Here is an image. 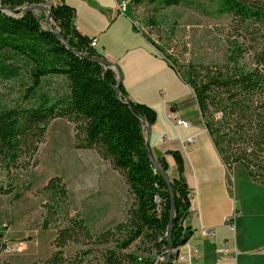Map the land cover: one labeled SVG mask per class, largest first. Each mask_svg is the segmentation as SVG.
Instances as JSON below:
<instances>
[{"label": "trees", "instance_id": "trees-1", "mask_svg": "<svg viewBox=\"0 0 264 264\" xmlns=\"http://www.w3.org/2000/svg\"><path fill=\"white\" fill-rule=\"evenodd\" d=\"M135 1L171 7L187 0ZM47 4L46 0H0V85H21L15 103H3L0 97V169L12 180L16 171L37 166L48 126L64 118L73 124L76 148L93 149L109 161L133 201L124 221L95 233L83 217L71 214L73 194L63 178H49L39 190L46 199L44 226L54 223L57 232L55 250L44 264H156L158 257L167 258L169 253L171 221L173 253L166 264H176L181 247L195 232L187 222L192 189L185 178L184 157L180 150L167 151L176 161L173 175L166 157L155 156L150 144L155 162L169 177L156 168L146 147L142 117L153 125L157 110L146 102L128 101L123 81L117 94L118 73L92 47L94 36L77 28L74 6L64 0L51 5L50 29L43 24L47 12L38 15L30 8ZM219 11L238 20L245 30L242 39L231 40L226 64H191L181 77L193 90L203 126L228 170L233 173L240 164L254 181L264 184V0H222ZM258 24L259 32L250 29ZM53 75L67 79L66 97L40 92L44 78ZM10 182L6 193L15 190ZM135 242L146 255L124 252ZM73 243L90 248L67 257L64 250ZM94 246L103 247L97 260L89 259Z\"/></svg>", "mask_w": 264, "mask_h": 264}, {"label": "rangeland", "instance_id": "rangeland-1", "mask_svg": "<svg viewBox=\"0 0 264 264\" xmlns=\"http://www.w3.org/2000/svg\"><path fill=\"white\" fill-rule=\"evenodd\" d=\"M73 1L78 2L81 18L89 25L95 20L90 17L95 14V8L100 14L108 16L113 7L111 0ZM85 2L90 6H84ZM221 2L222 0H187L171 7H165L159 2H136L135 8L132 9L133 4H130L125 14L120 15L101 38L99 50L107 52L111 58H117L116 72L131 89L139 90L145 95L143 100L152 105L158 111L160 121H165L169 126L170 137L185 138L187 133L196 132L201 127L199 125H203L196 96L181 74L191 64H226L231 40L242 39L241 35L245 30L233 15L219 11ZM42 12L46 13L43 8L36 9L38 15ZM43 24L46 25V20ZM251 26L250 29L257 32L262 27L259 28V24ZM98 27L100 26L95 22L91 29L95 32ZM144 33L163 49V53L150 44ZM122 54H125V58ZM165 56H170L175 65ZM19 86V82L2 83V102L15 103L21 95ZM42 91L55 97H66L67 79L62 75L48 76L43 80L40 92ZM164 100L176 108L174 109L182 119L191 123L190 129L172 125L165 119ZM146 128L147 125L145 133ZM177 142L181 145L180 140ZM196 142H205L201 156L206 158V163L211 167L215 164L216 171H219L217 165L220 163V156L209 135H196ZM191 144L185 142L187 149L184 147L183 152L187 160L198 169V157L192 152ZM38 155L37 166L16 171L12 180L5 170L0 169V261L8 264H44L55 250L52 243L57 225L53 223L48 227L44 226L46 199L39 192L53 176H61L73 194L71 214L83 217L95 233L124 221L132 205L133 197L123 177L108 161L101 162L94 150L76 148L73 125L66 119L52 120ZM241 168L243 169L242 165L238 164L233 172ZM10 181H13L15 190L6 193L5 189L10 186ZM88 248L90 245L73 243L64 251L67 257H73L82 249ZM94 248L89 259L97 260L102 257L103 247ZM124 252L146 255L141 252L139 242L133 243Z\"/></svg>", "mask_w": 264, "mask_h": 264}, {"label": "crops", "instance_id": "crops-1", "mask_svg": "<svg viewBox=\"0 0 264 264\" xmlns=\"http://www.w3.org/2000/svg\"><path fill=\"white\" fill-rule=\"evenodd\" d=\"M46 1L49 6L61 4L63 2V0ZM64 1L71 6L77 7H75L77 10V18L75 21L77 28L82 34L94 36L99 39V44L95 48L102 53L108 61L114 64L113 69L116 70L115 64L117 58L114 56V58H111L107 52L99 50V45L101 38L104 37L105 31L114 24L120 15H122L117 11V5L122 0H111L113 7L111 14L108 16L100 14L95 8V14L90 16L95 18L91 25L85 23L84 18H81L78 2L73 0ZM134 2L131 3V5L133 4L132 9H134L136 5V2ZM86 4L90 6L87 2L84 3V6ZM95 22L100 27L102 26V28L98 27L94 32L91 27L95 25ZM122 57L125 58V54H122ZM119 77L120 75L118 74V78ZM121 79L123 81L122 76ZM123 83L128 92L126 98L128 101L146 102V100H143V97H145L143 93L139 90L131 89L125 80ZM171 107L173 109L175 108L172 104ZM199 126L201 127L198 131L187 133L185 138L170 137V128L165 124V121H160L158 113L157 122L151 126L150 130L152 152L155 156L164 155L166 157L173 175L176 174V161L173 155L167 153V151H181L185 163V178L192 191H195L198 195L195 199L198 210L187 219V222L195 229L194 234L189 240V244L193 248H197L198 252L193 254L191 260H175V263L264 264V184L254 181L248 176L244 168L231 173L221 157L220 163L217 165L219 171H216L215 164H213L212 167L207 164L206 158L201 156V149L205 142L198 144L196 142V135L201 136L208 133L203 125ZM191 127L185 128L190 129ZM163 131L168 134V140L165 143L160 141ZM192 138H194V141H191ZM153 139L154 144H152ZM178 140H180L183 147L179 145L177 142ZM185 142L192 143L190 145L191 150L195 156L198 157V169L195 167L194 163L187 160L183 152L184 147L187 149ZM96 154L98 153L96 152ZM99 158L101 162L105 161L101 157ZM108 163L110 164L109 161ZM228 217L234 218L235 230L227 224ZM206 230H212L213 234L210 236L206 235ZM227 239L231 240V243L229 245V253L224 254L220 249ZM180 252H187V248L181 247Z\"/></svg>", "mask_w": 264, "mask_h": 264}, {"label": "built area", "instance_id": "built-area-1", "mask_svg": "<svg viewBox=\"0 0 264 264\" xmlns=\"http://www.w3.org/2000/svg\"><path fill=\"white\" fill-rule=\"evenodd\" d=\"M130 6V0H122L119 2L118 6H117V11L120 14H125V12L128 10ZM99 44V39L94 37L93 40L91 41V45L92 47H97ZM164 105L166 106L165 108V116L167 118V120L172 124V125H181L183 127L189 128L191 127V123L187 120H184L181 118V116L176 112L175 109H173L170 105V102H168L167 100H164ZM168 140V134L163 131L161 133V137H160V141L162 143H165ZM191 141H194V138L191 139ZM190 215L192 216L197 210V204L195 203V199H196V192L192 191L190 193ZM227 224L235 230V221L233 217H228L227 218ZM206 235H212L213 231L212 230H206L205 231ZM231 243V240L227 239L224 241L223 247L220 249L221 252H223L224 254H228L229 253V245ZM182 247L187 248V252H179L177 258L175 259L176 261H181V260H191V257L193 256V254L198 252L197 248H193L190 244L189 241L183 245ZM165 257L164 256H160L157 258V262L156 264H159L160 262H164L165 261Z\"/></svg>", "mask_w": 264, "mask_h": 264}, {"label": "water", "instance_id": "water-1", "mask_svg": "<svg viewBox=\"0 0 264 264\" xmlns=\"http://www.w3.org/2000/svg\"><path fill=\"white\" fill-rule=\"evenodd\" d=\"M31 9H37V8H43L46 12H47V16H46V27L47 28H49L50 29V24H51V20H52V14H51V5L50 6H47V5H37V6H32V7H30ZM58 34V33H57ZM58 36H60L61 37V35L60 34H58ZM106 62V64L109 66V67H111V68H113L114 67V64L112 63V62H110V61H108V60H106L105 61ZM121 82H122V79H121V75H120V77H119V81H118V85H117V94H119V89H120V86H121ZM127 104L128 105H130V106H132L131 105V103L130 102H127ZM142 119L146 122V125H147V128H146V147H147V149H148V151H149V153H150V156H151V158H152V160L154 161V164H155V166H156V168L158 169V170H160L162 173H163V175L166 177V178H168L169 177V175H168V173L167 172H165L156 162H155V158H154V156H153V154L151 153V151H150V130H151V124L150 123H148L147 121H146V119L145 118H143L142 117ZM174 213V205H173V210H172V214ZM171 228H172V221H171V223H170V228H169V233H168V241H169V244H170V250H169V253H168V255H167V258H166V262H165V264L170 260V258H171V256H172V253H173V249L171 248V240H172V232H171Z\"/></svg>", "mask_w": 264, "mask_h": 264}, {"label": "bare ground", "instance_id": "bare-ground-1", "mask_svg": "<svg viewBox=\"0 0 264 264\" xmlns=\"http://www.w3.org/2000/svg\"><path fill=\"white\" fill-rule=\"evenodd\" d=\"M135 0H130V4L133 3Z\"/></svg>", "mask_w": 264, "mask_h": 264}]
</instances>
